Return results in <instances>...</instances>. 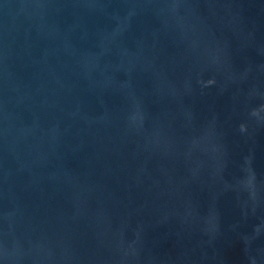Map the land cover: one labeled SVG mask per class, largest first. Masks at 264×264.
<instances>
[{"label":"water","instance_id":"obj_1","mask_svg":"<svg viewBox=\"0 0 264 264\" xmlns=\"http://www.w3.org/2000/svg\"><path fill=\"white\" fill-rule=\"evenodd\" d=\"M0 264H264V0H0Z\"/></svg>","mask_w":264,"mask_h":264}]
</instances>
